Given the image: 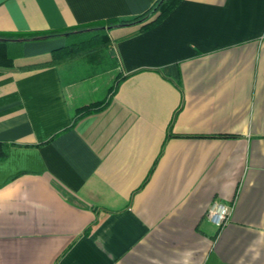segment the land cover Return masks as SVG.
I'll list each match as a JSON object with an SVG mask.
<instances>
[{"label": "crops", "instance_id": "obj_1", "mask_svg": "<svg viewBox=\"0 0 264 264\" xmlns=\"http://www.w3.org/2000/svg\"><path fill=\"white\" fill-rule=\"evenodd\" d=\"M155 1L0 0V32ZM138 27L31 70L65 39L25 41L0 65V140L17 144L0 160V264H264V0H181ZM215 200L231 204L221 228Z\"/></svg>", "mask_w": 264, "mask_h": 264}, {"label": "trees", "instance_id": "obj_2", "mask_svg": "<svg viewBox=\"0 0 264 264\" xmlns=\"http://www.w3.org/2000/svg\"><path fill=\"white\" fill-rule=\"evenodd\" d=\"M180 1L181 0H156L147 10L137 15L112 17L71 28L40 32H0V65L9 66L13 58L21 54V44L23 42L44 40L56 36L63 37L65 42L62 46L50 51V58L48 60L28 64L22 66V68L31 70L52 67L91 52L105 49L111 43L109 31L112 28L123 25H138V31L144 32L158 25ZM119 82L120 79L117 77L109 89V94H112ZM107 103L108 97L77 108L72 121L78 117L102 109ZM69 127H71V125ZM69 127L57 132L51 136L49 140ZM13 145L17 144L0 140V160L7 156L9 147Z\"/></svg>", "mask_w": 264, "mask_h": 264}, {"label": "built area", "instance_id": "obj_3", "mask_svg": "<svg viewBox=\"0 0 264 264\" xmlns=\"http://www.w3.org/2000/svg\"><path fill=\"white\" fill-rule=\"evenodd\" d=\"M231 204L218 200L213 201L206 210V217L217 228H221L229 219Z\"/></svg>", "mask_w": 264, "mask_h": 264}]
</instances>
